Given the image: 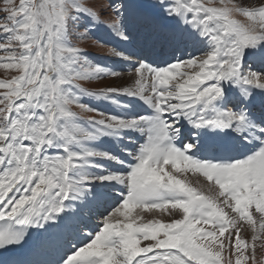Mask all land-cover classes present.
<instances>
[{"label": "snow or ice", "instance_id": "1", "mask_svg": "<svg viewBox=\"0 0 264 264\" xmlns=\"http://www.w3.org/2000/svg\"><path fill=\"white\" fill-rule=\"evenodd\" d=\"M216 3L0 0V264H264V0Z\"/></svg>", "mask_w": 264, "mask_h": 264}, {"label": "rangeland", "instance_id": "2", "mask_svg": "<svg viewBox=\"0 0 264 264\" xmlns=\"http://www.w3.org/2000/svg\"><path fill=\"white\" fill-rule=\"evenodd\" d=\"M106 0H88L89 6H93V7H98L99 4L101 3H105ZM237 2H241V0H237ZM214 6H219L218 4V0L217 3ZM0 7H3L2 4H0ZM111 14L109 13L108 15H101L100 19L101 20H108L110 19ZM238 19L243 20L242 17H237ZM100 28H103V25L100 26ZM97 29L95 30L94 36L96 35ZM75 44L77 47H80L83 50H91L93 51L95 54V56H97L98 58H102L103 55H111L108 52V49L110 48V46L108 45V43L104 44L103 46H101V44L95 40V42L93 40H91V38L88 39H84V40H78L75 41ZM87 52L88 56L92 59V57L90 56V53L88 51ZM117 58H115L116 60ZM93 60V59H92ZM15 73H5L3 69H0V78H5L7 76H11L14 75ZM113 78L112 77H108L106 79L103 80H91V81H80L83 85H86L87 87L90 88H95V90L92 91H96L99 90L100 88H102L103 86L112 83ZM124 80H121V78H118V80L116 81L117 83L122 84L121 82H123ZM77 109V108H74ZM90 115V114H88ZM259 259H261L262 261H264V257H258Z\"/></svg>", "mask_w": 264, "mask_h": 264}, {"label": "bare ground", "instance_id": "3", "mask_svg": "<svg viewBox=\"0 0 264 264\" xmlns=\"http://www.w3.org/2000/svg\"><path fill=\"white\" fill-rule=\"evenodd\" d=\"M100 31V30H99ZM103 32H105V30H101L100 32H99V34H102ZM106 35L108 36V34L106 33ZM104 37V36H103ZM109 38H110V36H109ZM120 47H124V45H120ZM133 60H135V58H133ZM114 62V64H116V65H113L117 70L118 69H120L121 71H119V72H121V76L119 77V78H121V80H124L123 82H121L122 84H125V85H127V84H129V83H131V81H132V79H133V76H134V73H133V71L131 70V66L128 64V63H126V62H123V61H120V60H118V59H116V60H114L113 61ZM101 106V105H100ZM188 176H189V178L192 180V181H195L196 179H197V177L196 176H192V174L191 173H189L188 174ZM181 178H184V177H181ZM200 181H201V183H203V178L202 177H200ZM151 215H153V214H150V213H145V218L147 219V218H151ZM157 216H158V218H162V219H164V220H168V217L165 215V216H163V217H159V214H156Z\"/></svg>", "mask_w": 264, "mask_h": 264}]
</instances>
